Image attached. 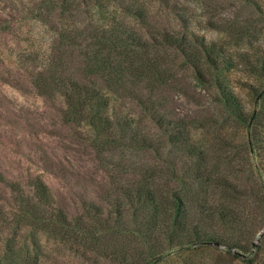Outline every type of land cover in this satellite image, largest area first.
Returning <instances> with one entry per match:
<instances>
[{"label": "rangeland", "instance_id": "rangeland-1", "mask_svg": "<svg viewBox=\"0 0 264 264\" xmlns=\"http://www.w3.org/2000/svg\"><path fill=\"white\" fill-rule=\"evenodd\" d=\"M101 1L70 13L54 0H0V264H245L232 246L264 233V103L251 120L262 131L251 153L246 125L217 101L214 85L154 38L183 34L197 53L215 43L253 111L246 87L264 88V0ZM106 20L128 33L98 47ZM99 48L145 70L113 93L88 67ZM54 77L111 92L105 113L134 120L138 140L115 129L94 138L86 121L65 120L64 93L45 87ZM136 188L152 198L146 206L132 203ZM176 210L192 216L187 229L214 240L187 243L174 231L172 240ZM219 210L226 219L209 216Z\"/></svg>", "mask_w": 264, "mask_h": 264}, {"label": "trees", "instance_id": "trees-1", "mask_svg": "<svg viewBox=\"0 0 264 264\" xmlns=\"http://www.w3.org/2000/svg\"><path fill=\"white\" fill-rule=\"evenodd\" d=\"M87 0H61L59 2H54L61 8L63 12H72L78 4L82 2H86ZM112 2L113 0H102L99 2L101 5L106 2ZM99 4V5H100ZM105 20L103 18H100ZM100 24L99 30L96 33L98 39V47L103 46L102 43L105 42H114L121 43L123 34L128 33L126 30L116 29L113 23ZM105 29V30H104ZM95 31V30H94ZM102 31L104 33H102ZM122 36V37H121ZM160 38V39H159ZM154 38V45H168L174 46L177 49H180L186 55V59L190 60V64L193 66L196 76L201 82L208 83L214 85L217 90V101L226 109V111L233 116L235 119L240 121L241 123L246 125L247 128V144L249 152L254 153L256 146L260 144L262 141L261 135L262 131L257 130V126L251 122L252 118L257 120L262 118L261 106L263 107L264 103V88H261L262 85L252 84L251 86L246 87L247 92L251 94L254 98L255 96V108L253 111L247 107L246 102H244L239 95L236 88L238 87L236 84L239 83L237 78H232L233 66L232 60L230 56L223 54L221 50L216 49V44L213 42H207L203 44V52L197 53L194 52L189 46L186 47V42L184 40V36L178 34H170L168 30L161 32L160 37ZM104 48H99L96 52H94L88 61V67L90 70H95L97 74L101 77H105L104 80L106 82V87L113 93L119 92L122 90V82H124V78L129 76L139 77L137 73H140L143 69L144 65H136L133 69H130L132 66L131 61L128 60V64H122L120 62H115L113 56L104 54ZM188 51H191L190 53ZM145 64V62H142ZM147 65V64H145ZM204 66L210 67L212 72H205ZM148 68V66H147ZM212 73V76L210 75ZM151 76V80H156V77L159 76L158 72H154ZM51 78H48L45 83V87L50 89L52 94L53 90L56 87H59V90L65 95V103L62 108V112L64 114L65 120L69 121H86V123L92 128V132L94 138L98 136L106 135L107 130L115 129L116 133H120L121 137L126 140H135L137 141V135L134 134L133 129L135 127V121L130 120V118L121 117L114 118L115 123H113L114 119H111V115L105 113V109H110L114 107L115 102L111 98V92L109 94L101 93L102 88H98L95 85H87L76 82L72 79L61 80L59 78H55L50 82ZM237 87H236V86ZM116 97V96H114ZM253 103V102H252ZM251 104V102H250ZM257 109V110H256ZM261 121V120H260ZM257 127V128H256ZM254 128H256L254 130ZM112 137V136H111ZM139 143V142H138ZM143 143L145 145L148 143L146 138L143 139ZM264 145V144H263ZM143 189L136 188L135 192L130 194L132 198V203L135 205H147V201L152 198H148L145 196V192ZM263 193V192H262ZM145 196V197H144ZM260 200L264 202V193L260 197ZM182 202V199L179 200ZM91 207V206H90ZM93 207V206H92ZM179 209V208H177ZM177 212L173 215L171 220V225L169 226L170 238L172 240L182 238L184 235L185 242L191 243L192 241H199L201 244L208 240H214V238H205L204 232H200L197 230L187 229L186 223L192 220V216L190 213H186V211ZM228 212V210H227ZM225 210H219L217 213H212L209 216H214V214H220L222 219H226ZM172 217V214L169 216V219ZM179 233L182 235H178L173 233ZM258 234L257 231L251 233V238L246 242V244L242 243V240H237L232 247L237 250V254L244 255L245 264H254L261 254H264V233L261 235V241L257 244H254L255 236ZM171 241V240H170ZM5 264H15L13 262H8Z\"/></svg>", "mask_w": 264, "mask_h": 264}]
</instances>
